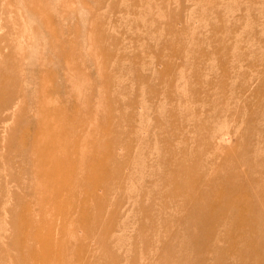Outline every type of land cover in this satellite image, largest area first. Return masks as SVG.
<instances>
[{"label":"rangeland","instance_id":"rangeland-1","mask_svg":"<svg viewBox=\"0 0 264 264\" xmlns=\"http://www.w3.org/2000/svg\"><path fill=\"white\" fill-rule=\"evenodd\" d=\"M241 259L264 261V0H0V264Z\"/></svg>","mask_w":264,"mask_h":264},{"label":"bare ground","instance_id":"bare-ground-1","mask_svg":"<svg viewBox=\"0 0 264 264\" xmlns=\"http://www.w3.org/2000/svg\"><path fill=\"white\" fill-rule=\"evenodd\" d=\"M225 192H227L226 195H228L230 193L231 196H232V198H233V200L234 201H238V205L245 204L244 202H247V200H246V198H245V196L243 194L239 198V196H237L236 194H234V193H237V192L229 191V190H225ZM222 194L223 193H218L216 197L214 196V197L210 198V200L208 201L209 203L206 205V208L215 211L217 209V207L219 206V199L218 198L221 197ZM226 203L228 204L229 202H226ZM252 208H250L249 210H247L245 208H239V209H240V211L242 213H244L245 216H247V218H246V224L250 227L249 229L254 232V229L256 231H258V230L253 227L254 226L253 225V223H254V217H253V213H252V211H253ZM220 216H221L220 213H211V214H209L207 216H204L205 218H207L209 220L208 227H209V225H210L211 222L212 223H216L217 220H218V217H220ZM243 242H245L243 244V246H242L243 247V250H246L249 247H252V248H255V249L257 248V244H255V241L254 242H250L252 245L250 243H248L247 241H244L243 240ZM244 261H245L244 259H241L239 264H245ZM255 264H264V261H263V259L262 260H255Z\"/></svg>","mask_w":264,"mask_h":264}]
</instances>
